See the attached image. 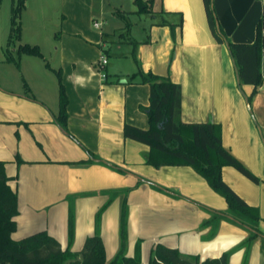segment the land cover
<instances>
[{"label":"crops","instance_id":"crops-1","mask_svg":"<svg viewBox=\"0 0 264 264\" xmlns=\"http://www.w3.org/2000/svg\"><path fill=\"white\" fill-rule=\"evenodd\" d=\"M125 1L131 13L119 17L124 0H25L18 43L38 45L60 69L68 103L63 129L55 119L54 71L34 56H19L18 66L0 56V161L18 204L12 238L44 231L77 252L97 234L110 261L120 248L125 202V256L147 264L159 243L185 258L226 253L228 264H264V53L262 83L252 93V85L237 83L203 0H153L152 13L143 14ZM212 6L231 42L254 41L261 0ZM102 53L107 63L100 70ZM138 69L180 85L181 122L220 125L224 148L258 181L232 166L222 167V179L258 209L257 222L234 214L191 166L148 165V146L124 137L126 123L148 127L149 86L127 82Z\"/></svg>","mask_w":264,"mask_h":264},{"label":"trees","instance_id":"trees-1","mask_svg":"<svg viewBox=\"0 0 264 264\" xmlns=\"http://www.w3.org/2000/svg\"><path fill=\"white\" fill-rule=\"evenodd\" d=\"M136 11L143 14L152 12L153 0H133ZM206 18L215 39L226 43L234 61L240 83L253 86L252 93L262 83L261 61L264 53V5L261 18L256 25L255 39L251 43L231 42L219 27L212 6V0H203ZM25 0H12L10 9V29L4 46V61L18 66L19 56L25 54L44 61L52 69L36 44L18 43L11 49L14 41L20 40V13ZM131 12L119 13V17ZM128 25V23L126 24ZM104 52V51H103ZM102 55H105L102 53ZM133 59L136 61L135 55ZM58 81L57 123L66 129L68 98L61 81L60 69H52ZM107 75L105 74V77ZM138 79L135 81V78ZM144 83L149 86L148 105L144 108L148 127L140 128L125 124V138L133 139L148 146L145 162L153 167L191 166L208 185L222 196L228 208L236 215L243 216L255 223L259 211L246 203L223 179L221 170L232 166L242 174L257 182L258 178L250 173L224 146L221 141V128L216 123H184L179 119L181 89L180 85L168 77L143 72L138 69L128 76L127 82ZM25 85V93L29 92ZM4 162L0 161V264H144L135 257L123 253L125 242L126 205L122 203L120 214V248L115 256L106 261L104 244L97 234L87 236L80 251L62 249L60 243L47 232H39L22 239H13L16 229L15 216L18 214L17 194L8 184ZM147 264H228L227 254L200 259L198 256L185 258L177 248L156 244L151 250Z\"/></svg>","mask_w":264,"mask_h":264},{"label":"rangeland","instance_id":"rangeland-1","mask_svg":"<svg viewBox=\"0 0 264 264\" xmlns=\"http://www.w3.org/2000/svg\"><path fill=\"white\" fill-rule=\"evenodd\" d=\"M11 5H12V0H0V56L4 55V51H3V47L6 43V40H7V37H8V34H9V29H10V9H11ZM52 5V3L50 4V6ZM124 9H126L125 13L128 12L129 10V7H130V4H126V1L124 0ZM132 8V7H131ZM148 13H152V12H148ZM49 17H46L47 19V23H48V26L50 28L54 27L53 25L56 24V10L52 9L50 12H49V15H47ZM107 27H110L108 24H107ZM118 32H116L115 34V39L118 38ZM111 39L113 38V36L110 37ZM19 41H14V43L11 45V49L12 48H16L17 44H18ZM48 55H51V54H46L47 57H49ZM49 59V58H47ZM35 60H38L39 62L42 63L41 59H38L37 57H35ZM51 61V60H49ZM243 86V84H242ZM237 89L238 91L243 95V92H242V89L240 87V85L237 84ZM244 99H245V96H244Z\"/></svg>","mask_w":264,"mask_h":264},{"label":"built area","instance_id":"built-area-1","mask_svg":"<svg viewBox=\"0 0 264 264\" xmlns=\"http://www.w3.org/2000/svg\"><path fill=\"white\" fill-rule=\"evenodd\" d=\"M261 2H262L263 5H264V0H261ZM99 25H100L99 23L94 22V26H95V27H98ZM262 32H263V34H264V29H263ZM106 63H107V58L105 57V55H101L100 58H99V60H98V66H99L100 70L103 69V67H104V65H105ZM102 72H103V71H102ZM102 76L104 77L105 74L102 73Z\"/></svg>","mask_w":264,"mask_h":264},{"label":"water","instance_id":"water-1","mask_svg":"<svg viewBox=\"0 0 264 264\" xmlns=\"http://www.w3.org/2000/svg\"><path fill=\"white\" fill-rule=\"evenodd\" d=\"M234 62V61H233ZM235 65V64H234ZM236 68V67H235ZM236 78H237V83L239 84L240 81H239V78H238V75H237V71H236Z\"/></svg>","mask_w":264,"mask_h":264}]
</instances>
